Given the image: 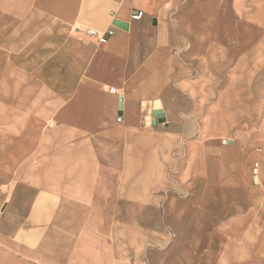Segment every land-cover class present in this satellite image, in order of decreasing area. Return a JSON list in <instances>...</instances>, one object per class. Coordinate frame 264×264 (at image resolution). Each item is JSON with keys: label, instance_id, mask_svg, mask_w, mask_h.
I'll list each match as a JSON object with an SVG mask.
<instances>
[{"label": "crops", "instance_id": "0c3cea01", "mask_svg": "<svg viewBox=\"0 0 264 264\" xmlns=\"http://www.w3.org/2000/svg\"><path fill=\"white\" fill-rule=\"evenodd\" d=\"M0 16V264H264V0Z\"/></svg>", "mask_w": 264, "mask_h": 264}, {"label": "built area", "instance_id": "2783aa9c", "mask_svg": "<svg viewBox=\"0 0 264 264\" xmlns=\"http://www.w3.org/2000/svg\"><path fill=\"white\" fill-rule=\"evenodd\" d=\"M143 16H144V13L139 11L133 14V19L140 20L143 18ZM87 35L91 38L96 39L100 43H107L109 39H111L114 36V30L108 29L105 32H101L97 30H88Z\"/></svg>", "mask_w": 264, "mask_h": 264}, {"label": "water", "instance_id": "95a60500", "mask_svg": "<svg viewBox=\"0 0 264 264\" xmlns=\"http://www.w3.org/2000/svg\"><path fill=\"white\" fill-rule=\"evenodd\" d=\"M114 26L120 27V28H127V24L126 23H124L122 21H118V20L114 22ZM154 117L157 120L156 122H160V123L164 122V113L162 111H156L154 113ZM156 122H155L154 125L157 124Z\"/></svg>", "mask_w": 264, "mask_h": 264}, {"label": "rangeland", "instance_id": "374dc122", "mask_svg": "<svg viewBox=\"0 0 264 264\" xmlns=\"http://www.w3.org/2000/svg\"><path fill=\"white\" fill-rule=\"evenodd\" d=\"M0 24H1V25H4V24H5V18H3V17H1V16H0Z\"/></svg>", "mask_w": 264, "mask_h": 264}]
</instances>
